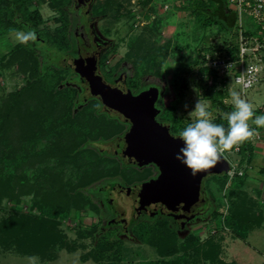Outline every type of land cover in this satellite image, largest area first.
I'll return each mask as SVG.
<instances>
[{"label": "rangeland", "instance_id": "obj_1", "mask_svg": "<svg viewBox=\"0 0 264 264\" xmlns=\"http://www.w3.org/2000/svg\"><path fill=\"white\" fill-rule=\"evenodd\" d=\"M194 2L71 0V5L62 15L71 21L68 34L75 45L74 49L60 51L36 35L32 50L40 66L35 74H31L33 61L23 51L11 50L17 42L14 30L29 29L0 28V100L4 101L9 92L36 79L34 81L41 86L58 92L56 96H61L64 101L67 96L70 97L73 100L72 113L83 109L84 115H90L97 122L93 127H84L85 132L93 133V130L96 134L93 133L92 137L85 135L80 145L72 151L74 155L67 159L61 158V149L70 140L74 141V136L69 133L61 142L56 140V144L52 137L54 132L38 134L23 141L19 128H16L7 140L0 141V166L3 171L12 176L24 173L28 177L25 183H30L27 188L26 185L21 186L22 190L16 185L19 194L17 200L8 197L2 199L0 218L11 211L31 214L38 221L34 223L36 229H45L42 226L49 224L54 229L50 231L55 237L59 234L63 236L56 243L62 241L66 245L58 248L54 259L43 260L38 256L39 264H150L151 260L160 264H222L223 261L229 264H264V169L257 168L261 167L259 162L246 163L244 151L224 152L223 155L235 169L241 171L235 172H244L245 175H227L228 179L223 185L221 181L225 172L203 179L204 195L185 212L190 214L195 211L193 215L199 214L200 218L191 219L194 225L188 226L185 222L179 224L175 217L163 213L165 211H144L142 206L146 205V201L131 191L130 186L150 179L155 167L148 162H142L144 165L129 164L107 150L112 139L121 134L127 124L121 116L106 110L100 99L90 94L85 85L89 70L82 73L81 65L77 64L78 61L88 64L87 60L93 59L94 50H99L102 45L99 72L108 77L122 73L129 82L127 84L137 89L149 84L160 86L161 111L158 116L177 133L192 122L193 118L188 113L198 98L209 104L215 115L217 109L202 97L203 88L195 83L199 61L193 60L197 57V48H202L204 54L210 53L223 46L224 39L232 38L237 43L238 35L233 34L235 28L220 31L214 25L201 26L188 8ZM29 6L38 7L44 19L40 27L55 36L60 24L56 17L61 16V12L51 7L47 0H32ZM85 6L89 8L87 17L85 13L82 14ZM241 20L243 23L250 21L249 26L254 23L259 25L246 11L242 12ZM258 32L264 36V31ZM139 35L146 39L147 45L136 50L133 45ZM206 46L214 48L207 50ZM177 64L180 75L173 83ZM181 76L185 79L186 87L181 86ZM228 82L229 97L226 100L230 102L231 91H241L237 89L240 85L231 76H228ZM63 92L67 93L66 97ZM241 95L254 107L264 108V70L260 81L245 89ZM30 97L33 96L27 97L25 102L33 106L34 100ZM257 140L255 138L253 142ZM73 145L71 143L70 146ZM12 146L17 149H11ZM52 147L54 150L51 152L48 149ZM40 150H48V153L38 154L35 158L32 153ZM253 157L258 159L260 155L254 153L251 160H254ZM249 165H253L255 173H251ZM119 185H122L121 189ZM234 186L238 190L237 196L244 198L245 206L254 212L260 207L263 214L260 225L252 228L245 237L236 236L234 228L224 223L228 209L237 204L231 189ZM229 188L231 192L227 194ZM47 193L53 194L49 196ZM60 195L67 198L62 201L67 205L63 208L52 201ZM81 196L86 198L85 201ZM218 240L222 261H218L217 254L213 253ZM157 249L166 252L161 254ZM28 256L32 255L16 250L7 251L0 246V264H28Z\"/></svg>", "mask_w": 264, "mask_h": 264}, {"label": "trees", "instance_id": "obj_2", "mask_svg": "<svg viewBox=\"0 0 264 264\" xmlns=\"http://www.w3.org/2000/svg\"><path fill=\"white\" fill-rule=\"evenodd\" d=\"M31 1L32 0H0V28L2 29L4 26H11L18 29L23 27L26 29H32L38 37L43 38L51 45L53 44V46L60 51L70 50L73 47V41L68 34V27L70 26L71 21L62 14H64V12L67 11L68 7L71 5V0H47V3L51 7L61 12V16L58 15L56 17L60 24L56 29L57 33L55 36L40 27V24L44 21V19L38 10V7L29 6ZM228 4V0H195V2L190 4L188 8H190L191 12H193L196 21L201 26L211 27L214 25L220 31H231V29L235 28L233 34L237 36L240 26L238 22V14L237 11L231 8ZM243 24L244 34H254L258 36V38L262 39L263 36H260L258 31L260 30L263 32L264 29H261L259 25L254 23L252 26H249L251 22L248 20L246 23L244 21ZM222 43L223 46H218V49L211 51L210 54L217 51L219 53L230 52L234 55L237 50L238 43H234L232 38L224 39ZM144 44L147 45L146 39L142 35H139L137 37V41L134 42L133 49L138 50L140 47L144 46ZM213 48L214 47L212 46H208L207 50H212ZM11 50L23 51V54H26V57L33 61L31 74L38 72L40 65L37 58L34 56L35 54L32 50V41H29L27 44L16 42ZM196 52L197 57L193 61H199V65L197 68L198 77L195 83L197 86L203 88L201 92L202 97L209 100L212 108L217 109V113L214 115L216 118L215 122L226 124V121L223 120V115L224 113L232 110L231 103L226 100L229 97V91L226 88L218 87L215 82H207V79L203 75L213 74V78L215 79L216 73H213V70L210 69L208 65L204 64V50L202 48H197ZM174 70L173 83L175 82L176 77L180 75L179 64L176 65ZM134 72L135 74L137 73L136 70ZM181 78V86L186 87L185 79L182 76ZM34 80L29 81L26 86H20L19 88L9 92V96L4 101L0 100V103H2V105L0 104V141L2 142L7 140L9 135L16 128H19V135L21 138H24V140L22 139L23 141L30 140L38 134L46 135L47 133L54 132L55 135H52V137L54 138L53 141L56 144L57 141L61 142V140L65 139L70 134L74 136V141L71 142L70 140L69 143L70 145L71 143H74V145L70 146L68 143V145H64L63 150L61 149L63 154L61 158H70L74 155L72 151L80 145L79 143L84 140L85 135L92 137L93 133L96 134L93 130H91L93 133H87L84 129V127L87 128L96 125V119L92 118L90 115H84L83 109L72 113L71 102L73 103V100L66 95L67 93L64 94L63 92V95L65 97L67 96L66 101H64V99H61V96H56V94H59L58 92H53L50 87L45 88ZM175 85L177 84L175 83ZM29 96H33L30 97L31 100H34L33 106H30L25 102ZM61 100H63V103H60ZM255 111L257 115L264 114V108H255ZM253 127L255 126L253 125ZM257 132L261 134V138L258 140H264V128H258ZM53 148L54 147L48 150L52 152L54 150ZM11 149L15 150L17 147L14 148L12 146ZM254 149L255 144L252 140L240 145L237 151L245 152L247 163L251 161ZM48 150H40L32 153V155L37 158L38 154L42 155L44 153H48ZM30 160H33V158H30ZM21 163L22 162L20 161L19 164ZM245 167L247 166H244L243 168ZM215 175L219 174H211L210 176ZM234 175L235 177H241L245 174L242 172V174L235 173ZM50 178L52 179L53 177ZM223 178L224 179L221 181L222 185L226 182L225 180L228 179L227 174H224ZM25 179H28L26 174L18 173L12 176V174L5 173L0 166V203L4 197L17 200L19 195L16 191L17 187L22 190L21 186L23 187V185H26L27 188V184H30L25 183ZM21 182L23 184H21ZM231 189L234 191L237 204H233L228 209L229 212L228 215L225 216L226 219L224 220V223H227L229 226L234 228L236 236L245 237L252 228L260 225L263 214L260 207L254 212V210L250 207L245 206L244 204L246 203L244 198L242 196H237L236 191L238 190L235 186ZM231 189L229 188L227 190V194L229 191L231 192ZM19 192L21 193L22 191ZM47 194L50 196V194L52 195L53 193ZM81 199L82 201H85L86 198L81 196ZM63 200L66 201L67 198L60 195L55 196L52 201L61 205L63 208V206H67L66 203H62ZM37 222V219H35L31 214L16 211L9 212L8 215L0 218V246L7 251L16 250L22 254L37 255L43 260L54 259L57 256L58 248L66 246L62 241L61 243H56L57 240L59 238L62 239L63 236L62 234H59V236L55 237V235L52 234L53 232L50 231L53 228H50L49 224L42 226L45 227V229H36L34 227V223ZM151 245L156 246L154 243ZM100 249L103 250V248ZM210 251L212 252V249H210ZM165 252L166 250L162 249L159 253L165 254ZM213 253L215 255L217 254L216 256L218 261H222L219 256L221 253L219 240L218 242H215V251ZM150 264H160V262H153L151 260ZM222 264L229 263L223 261Z\"/></svg>", "mask_w": 264, "mask_h": 264}, {"label": "water", "instance_id": "obj_3", "mask_svg": "<svg viewBox=\"0 0 264 264\" xmlns=\"http://www.w3.org/2000/svg\"><path fill=\"white\" fill-rule=\"evenodd\" d=\"M90 67L91 76L97 80L90 86L92 93H98L105 105L120 111L132 121L130 133L133 139L121 143L126 160L132 156L130 160L136 162L154 161L163 166L158 178L137 185V193L142 200L159 197L169 205L183 201L190 206L199 197L202 177L228 170L230 162L223 155L214 168L192 175L186 166L175 159L179 148L183 146L179 136L171 134L166 125L152 120L158 88L150 86L135 95L130 91L123 93L120 88H114L104 81L101 75L94 74V63H90ZM143 94H148L150 107L138 103V98Z\"/></svg>", "mask_w": 264, "mask_h": 264}, {"label": "clouds", "instance_id": "obj_4", "mask_svg": "<svg viewBox=\"0 0 264 264\" xmlns=\"http://www.w3.org/2000/svg\"><path fill=\"white\" fill-rule=\"evenodd\" d=\"M14 35L21 44L37 38L31 29L14 30ZM230 103L232 110L223 115L226 124L215 122L209 104L199 98L188 113L193 119L178 134L183 146L175 159L186 166L192 175L214 168L224 152L238 149L243 143L254 140L258 136L257 129L264 128V114L257 115L253 104L243 98L239 91H231ZM184 107L187 109L188 106ZM26 260L28 264H39V257L35 255L26 257Z\"/></svg>", "mask_w": 264, "mask_h": 264}, {"label": "built area", "instance_id": "obj_5", "mask_svg": "<svg viewBox=\"0 0 264 264\" xmlns=\"http://www.w3.org/2000/svg\"><path fill=\"white\" fill-rule=\"evenodd\" d=\"M228 3L238 14L240 26L237 50L234 55L230 52L219 53L217 51H214L213 54L206 53L204 64L208 65L217 76L215 79L213 74H204L203 76L208 83L215 82L218 87L226 89H228L229 83L228 76H231L234 82L240 85L237 89L243 93L245 89L254 86L261 79V73L264 70V36L260 39L254 34H244L241 14L246 11L254 22L264 29V0H228ZM256 138H261L259 132ZM235 171L241 173L240 169L236 170L230 163V167L225 173L228 176H233Z\"/></svg>", "mask_w": 264, "mask_h": 264}, {"label": "flooded vegetation", "instance_id": "obj_6", "mask_svg": "<svg viewBox=\"0 0 264 264\" xmlns=\"http://www.w3.org/2000/svg\"><path fill=\"white\" fill-rule=\"evenodd\" d=\"M85 4V3H84ZM88 11H89V8H87V6H85V9H83V11H82V14L83 15H85L86 14V17H87V13H88ZM85 13V14H84ZM88 17H91V15H88ZM74 46L75 45H73V47L71 48V49H74ZM100 47V49H102V45L101 46H99ZM100 49L99 50H94V52H93V59H88L87 61H89V62H87L88 64H86L85 62H83V61H78V66L79 65H81L79 68H80V72H82V73H85L86 72V70H89V76H88V79H86L85 80V85L87 86V88L89 89V91H90V94L91 95H94L97 99H100V101L102 102V105L105 107V109L106 110H110V112H114V113H116V115H118V116H121L122 117V119L126 122V124H127V128H125V130L124 131H121L122 133L121 134H119V135H116L113 139H112V141H111V143H110V147L109 148H107V150L108 151H110V152H112V153H114V154H116L117 156H119V158H121L123 161H125V162H128L129 164H131V163H137V164H140V163H144L145 161H140V162H136V161H133V159L132 160H130V158H132V156H130L129 158H128V160H126V158H125V156H124V150L122 149L121 150V148H122V145H121V143L123 142V141H126V142H129V141H132V139H133V135L130 133L131 132V126H132V121H131V119H129V118H127V117H125L120 111H118V110H116V109H114V108H111V107H108L107 105H105L104 103H103V101H102V99H101V97H100V95L98 94V93H92V91L90 90V86L92 85V84H94L97 80L96 79H94L92 76H91V74H92V72H91V67H90V63H94V74H99V75H101V77H102V79L104 80V81H106L107 83H109L112 87H114V88H120L122 91H123V93H125L126 91H130L133 95H135V94H137L142 88H144V89H147V87L149 86V85H152V86H156V85H153V84H149V85H147V86H142L141 87V89H137V88H135V87H131L130 85H128L127 83H129V82H127L128 80H127V78L125 77V76H122L121 74L122 73H119L118 75H116V74H113V75H110V77H108L107 75H102V73H100L99 72V67H100V63H101V55H100V53H101V51H100ZM85 64V65H84ZM83 66V67H82ZM78 69V68H77ZM76 69V71H79V70H77ZM142 83L144 84L145 82L144 81H142ZM157 88L158 87H160V86H156ZM160 88H158V90H159ZM123 96H124V94H123ZM159 99H160V97H159V93L157 94V98L155 99V101H154V107L156 108L155 109V114H154V116H153V118H152V120L154 121V122H156V123H159V124H162V125H166L167 127H168V130H169V132L171 133V134H173V135H178L179 133H177V131H172V127H171V125L169 126V125H167V124H165L164 123V120H162V117L161 116H158V114H159V112L161 111V107H160V105H159ZM138 103H140V104H146V105H148L149 107H150V98L148 97V94H143V95H141L139 98H138ZM112 148V149H111ZM146 162H148L147 164H152V166L153 167H155V171L153 172L154 173V175L150 178V179H148V180H146V181H149V180H151V179H155V178H158L159 177V175H160V173H161V171H162V168H163V166H158V165H160L159 163H156V162H154V161H146ZM145 162V163H146ZM142 163V165H144ZM159 167V169H158V167ZM151 175V174H150ZM211 174H207V175H205L204 177H202V180L203 179H206V178H208L209 176H210ZM202 180H201V184H200V193H199V197H198V199H200V197L201 196H203L204 195V192H205V189H204V184H203V186H202ZM143 182H145V181H143ZM204 182H205V180H204ZM142 183V182H141ZM138 184H140V183H137V184H133V185H131L130 186V189H131V191H133L134 193H137L138 192V187H137V185ZM121 187H122V185H119L118 186V188H120L121 189ZM124 187H126V186H124ZM141 199V198H140ZM198 199L194 202V203H192L190 206H187L186 205V203L185 202H183V201H179V202H176V203H174V204H172V205H169V204H167L165 201H164V199H161V198H159V197H152V198H150L148 201H146V205H144V206H142V208L144 209V211H147V210H151L152 212H154V213H157V212H162V211H165V212H163V213H166V214H168V216H172V217H175L176 219H177V223H183V222H185L188 226H190V225H194L193 224V222H191V219H198V218H200L199 217V214H195V215H193L194 213H195V211L194 212H192V213H188V214H186L185 212H187L189 209H190V207L193 205V204H195L197 201H198ZM200 211V210H199ZM198 211V212H199ZM200 213V212H199ZM192 216V217H191ZM191 223V224H190Z\"/></svg>", "mask_w": 264, "mask_h": 264}, {"label": "crops", "instance_id": "obj_7", "mask_svg": "<svg viewBox=\"0 0 264 264\" xmlns=\"http://www.w3.org/2000/svg\"><path fill=\"white\" fill-rule=\"evenodd\" d=\"M254 108H257V107H254ZM255 149H254V153H257L260 155V157L257 159V158H254V160L252 159L251 161L254 162V163H258L259 162V165H261V167H257L258 169L262 170L264 169V157L262 155H264V140L261 139V140H258L256 141L255 143ZM260 160H263V163H260ZM256 166V164L254 165V167ZM249 169L251 171V173H255V169L253 168V165H249Z\"/></svg>", "mask_w": 264, "mask_h": 264}]
</instances>
